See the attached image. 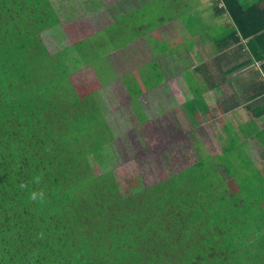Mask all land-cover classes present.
<instances>
[{
    "label": "trees",
    "instance_id": "1",
    "mask_svg": "<svg viewBox=\"0 0 264 264\" xmlns=\"http://www.w3.org/2000/svg\"><path fill=\"white\" fill-rule=\"evenodd\" d=\"M223 1L235 41L249 40L264 72V0ZM82 3L92 14L100 8L97 0H0V264H264V173L246 155L249 131L210 159L215 170L203 160L111 204L105 199L95 152L113 154L129 127L108 125L103 91L76 79L75 69L102 85L120 80L134 125L147 120L136 74L147 89V73L160 74L138 53L146 33L142 43L123 33L131 14L63 45V22L81 16ZM69 48L71 56L63 53ZM114 64L130 70L116 74ZM181 107L193 123L208 109L201 99ZM256 137L264 149V130Z\"/></svg>",
    "mask_w": 264,
    "mask_h": 264
},
{
    "label": "rangeland",
    "instance_id": "2",
    "mask_svg": "<svg viewBox=\"0 0 264 264\" xmlns=\"http://www.w3.org/2000/svg\"><path fill=\"white\" fill-rule=\"evenodd\" d=\"M97 1L102 3L105 10L100 15L101 21L90 24L88 19L81 17L84 15L76 16L70 21H64L63 29L66 39L63 45L72 47L79 40L87 37L92 32V28H94L93 30L105 28L110 22L122 16L118 15L117 8L122 0ZM143 2L130 3L125 5L124 8L130 10L134 7L135 9ZM87 6L89 5L85 4V7ZM155 6L149 8L153 13L146 16H152L155 20L163 21L162 15H156L155 10L158 6L154 8ZM125 22L126 20H123V23ZM147 25L151 26L152 20L146 23L143 17H140L139 23L135 24L133 22L132 28L123 31V33L130 35V32L137 33V30L138 32H145ZM127 27H129V23ZM46 42L48 49L55 52L57 47L55 37H46ZM141 47L143 46L138 48V53L143 58H150L148 53L141 50ZM206 52L203 57L208 63H211L213 53L211 49ZM63 53L71 56L73 50L69 48L64 50ZM200 56L197 55V58L199 59ZM191 59L192 55L186 53L167 56V62L160 60L163 73L166 74L168 82L173 83L172 86L170 85L172 93L163 98L159 92L148 93L141 89L143 94L138 98L142 103L143 110L140 109V112L144 111L147 118L146 122L141 125L132 124L136 122L137 116L131 112L130 97L120 80L102 85L95 79L93 73L91 75L88 72L75 69L77 71L74 72L77 75L76 79L86 82L94 90L100 88L103 91V98L109 107L107 113H110L109 116H106L108 125L124 123L129 127L123 129L120 133L117 142L114 144L113 154H109L105 147L95 152L96 174H98V178L105 189L104 197L109 204L129 195L139 185L144 187L153 186L174 174L193 167L197 163H202L203 160H205L207 169L215 170V163L210 159H216L223 155V138L226 136L236 138L240 135V132L247 131V128L235 129L239 124L249 120V118L246 119V112L241 109L226 114L221 109L222 106L218 105L205 118V121L203 118L196 120L197 125L184 114L181 107L183 102L181 101L188 92L187 83L182 72L187 69L186 67L193 65ZM178 61H181L182 65L175 63ZM114 65L116 66V64ZM119 70L128 71L130 66L119 64L116 66L115 73L118 74ZM190 78L195 83L194 75H191ZM127 80L133 81L135 76L131 75ZM80 81L77 82L82 85ZM202 81H206L204 76H202ZM79 87L85 88V86ZM130 112L131 114L128 116ZM129 117H131L130 120ZM119 127L122 128L123 125ZM223 128L226 130H223ZM261 128H264V126H261ZM245 146L247 147L246 155L253 162L252 168L264 173V149L260 142L251 139L248 144L244 145V149ZM213 175L215 174L213 173Z\"/></svg>",
    "mask_w": 264,
    "mask_h": 264
},
{
    "label": "crops",
    "instance_id": "3",
    "mask_svg": "<svg viewBox=\"0 0 264 264\" xmlns=\"http://www.w3.org/2000/svg\"><path fill=\"white\" fill-rule=\"evenodd\" d=\"M139 1L144 2L135 9L134 7L130 10L124 8L125 5L137 4ZM243 1H246V5H249L247 2L251 3V0ZM156 3L159 4L160 11L155 6V13L162 15L163 21L146 16L153 13L149 8ZM99 4L100 8L96 14L85 10L84 3L81 4L80 10L76 11V14L84 15L81 17L88 19L90 24L95 21L100 22V15L105 10L102 3ZM117 8L118 15L122 16L110 22L109 25L130 14L133 19L130 22L135 24L139 23L140 17H143L146 23L152 20V25H147L146 30L144 29L147 40L143 47L150 59L154 63H158L160 77L147 73L149 79V88L147 89L137 73L136 77L141 89L148 93L159 92L163 98L171 95L170 85L172 86L173 83L168 82L160 60L167 62V56L172 54H190L193 65L186 67L187 69L182 72L188 92L187 95H184L182 104L195 99L205 102L208 106L206 115H200L197 118V120L203 118L204 121L218 105L222 106L221 109L226 114L241 109L246 112V119L249 118V120L239 124L235 129L247 128L246 130L252 134L249 141L256 139L260 142L256 137V132L264 130L261 128L264 126V115L258 117L256 114L263 111L264 104L262 63L255 61L251 54L249 40L235 41L240 34L234 35L236 24L230 14L224 12L223 0H122ZM93 29L87 36L103 28ZM135 37H141L137 42L142 43V31L137 32ZM208 49H211L213 53L211 63H208L203 57ZM197 55H201L199 59ZM175 63L182 65L181 61ZM235 70L238 72L229 74L230 71ZM191 75H194L195 78L193 89L189 83L192 80ZM202 76L206 81H202ZM198 89H201V94L195 95L198 94ZM195 124L197 125V123ZM214 129L216 130V128ZM223 130L226 129L223 128ZM231 139L236 140L237 137L226 136L223 138V150L229 147Z\"/></svg>",
    "mask_w": 264,
    "mask_h": 264
},
{
    "label": "clouds",
    "instance_id": "4",
    "mask_svg": "<svg viewBox=\"0 0 264 264\" xmlns=\"http://www.w3.org/2000/svg\"><path fill=\"white\" fill-rule=\"evenodd\" d=\"M34 198V197H33Z\"/></svg>",
    "mask_w": 264,
    "mask_h": 264
}]
</instances>
